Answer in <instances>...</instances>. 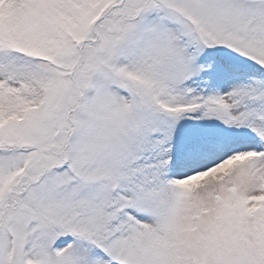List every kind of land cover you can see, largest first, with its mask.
Masks as SVG:
<instances>
[{"label":"snow or ice","instance_id":"6c2138e0","mask_svg":"<svg viewBox=\"0 0 264 264\" xmlns=\"http://www.w3.org/2000/svg\"><path fill=\"white\" fill-rule=\"evenodd\" d=\"M0 264H264V0H0Z\"/></svg>","mask_w":264,"mask_h":264}]
</instances>
